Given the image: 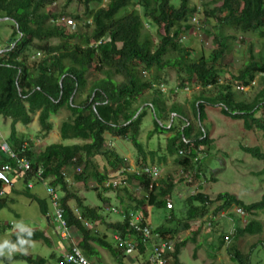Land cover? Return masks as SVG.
Instances as JSON below:
<instances>
[{"label":"trees","instance_id":"1","mask_svg":"<svg viewBox=\"0 0 264 264\" xmlns=\"http://www.w3.org/2000/svg\"><path fill=\"white\" fill-rule=\"evenodd\" d=\"M71 1L66 0L63 7ZM77 1L83 8L82 13L67 14L64 8L58 13L48 10L56 0H0V21H8L11 28L5 46L0 48V116L10 121L6 142L30 166L29 171L18 175L13 171V160L0 152V168L6 164L11 167L4 177L0 176V188L11 184L10 191L15 196L35 202L40 214L47 216L51 208L49 196H46L47 200L33 196L30 192L32 186L28 188L27 184L46 183L50 186L59 195V207L67 226L79 237L77 247L92 264H95L93 259L98 262L97 247L108 251L122 264L126 257L114 242L108 240L107 234L110 231L121 236L134 234L126 220L119 218L107 222V214L100 206L86 204L77 186L89 188L90 182L93 183L91 190L96 192L103 205L113 194L125 213L136 211L141 214L143 225L150 226L149 207L168 213L166 221L175 222L173 225H161L154 229L150 226L163 241L173 243L172 252L165 255L167 264H181L178 259L181 248L187 241L195 242L200 226L192 225V236L181 241L178 240L179 231L190 229V224L207 216L211 223L208 239H213L208 245L211 251L208 257L214 258V251L224 246L229 262L249 264L250 255L239 252L233 240L245 234L262 233L263 224L249 219V215L255 212L264 214V194L260 201L244 204L233 194L221 193L211 198L198 188L178 200L176 207L177 199L173 201L172 197L174 179L167 175L164 179L151 180L143 169L146 166L159 169L158 163L164 164L167 158H172L182 173H191L197 180V154L206 152L213 143L203 127L204 121H207V108L218 109L230 120H240L244 130L255 128L264 138V57H255L249 50L248 61L236 74L225 73L217 63L227 50L222 44L212 50L209 60L202 53L192 57V50L183 45V37L186 40L188 31L195 37L190 18L196 16L197 7L190 5L189 0H178L176 7L171 5V0ZM218 2L219 6L213 12L219 14L218 25L221 28L264 37V0ZM124 9L126 12L117 18L118 12ZM60 18L71 19L75 23L74 28L62 25ZM147 27L156 33V43L145 31ZM53 39L58 42L51 44L49 41ZM36 56L39 57L37 60ZM164 68L173 69L178 74L179 85L189 83L199 87L201 92L198 91V95L189 101L198 124L195 130L181 106L172 102L166 106L167 99L159 94L158 88L153 87L154 83L159 84L157 73ZM89 70L101 77L88 82ZM145 72H152L151 76H144ZM221 73L228 77L225 84L220 83ZM254 79L260 87L257 93L250 100L238 99L232 91V84L252 88ZM211 88L215 90V96L205 97L203 92ZM146 91H153L155 95L144 97ZM147 109L151 111L153 126L147 140L152 141L154 134L161 136L169 133V137L164 138L162 151L158 146L155 149L144 146L138 139ZM61 111H66L67 116L59 123V138L72 142L68 145L53 143L35 152L28 138L15 129L16 124L27 126L36 117L39 136L45 137L53 129L51 116ZM257 113L259 116H256ZM106 135L127 140L135 151L136 172L126 170L129 163L124 155L112 146L106 147ZM23 143L26 147L21 151ZM200 147L206 148L203 151ZM241 151L253 158L264 159L259 148L241 146ZM155 158V165L148 164L147 160L153 163ZM76 168L80 170L75 171ZM38 170H41L39 178L36 174ZM117 172H120L118 176L125 180L126 185L121 183L114 188L105 187L104 183ZM149 184H152L151 189ZM134 189H138V197L133 195ZM12 202L4 191L0 196V210ZM232 207L242 209L247 223L241 228L236 225L229 232L222 231L215 222L216 215ZM216 212L211 219L209 213ZM226 215L234 221L231 213ZM4 229V225L0 224V234ZM18 238L25 243L18 244ZM6 240L16 244V249L20 251L13 250L9 254L8 249H4V254H0L4 264L12 260H23L27 264H64L60 254L52 253L43 258L23 253L32 241H40L52 248V239L40 230L11 234ZM260 245L264 248V240ZM147 251V246L138 242L129 261L147 264Z\"/></svg>","mask_w":264,"mask_h":264},{"label":"rangeland","instance_id":"2","mask_svg":"<svg viewBox=\"0 0 264 264\" xmlns=\"http://www.w3.org/2000/svg\"><path fill=\"white\" fill-rule=\"evenodd\" d=\"M66 0H56V3L51 5L48 10L50 12L58 13L63 6H65ZM171 5L178 6V0H171ZM189 4L197 7V12L195 19L198 21V31L197 35L192 36L191 31H188L186 34V40L183 39V45L190 48L191 56L198 57L202 55L209 60V56L211 55L212 50L219 47L220 44L227 47V50L223 54V56L217 61L220 67H223L225 73H233L236 74L237 71L244 66V64L248 61V51L251 50L252 55L255 57L261 55L264 57V37H258L255 33H245L241 34L237 31H232L230 28H221L218 25V17L219 14L217 12H213L218 6V0H189ZM129 9V8H128ZM64 11L69 13H82L83 8L81 4L77 0H72L69 2ZM126 12V9L120 10L118 12L117 18L121 17ZM213 12L211 14H207ZM0 24H4V26H0V48L4 47L6 44V38L11 32V28L8 21H0ZM71 29V28H70ZM69 29V30H70ZM145 31L148 32L156 43L158 37L153 30L150 28H145ZM263 38V39H261ZM51 44H56L58 40H50ZM36 60L39 57H35ZM35 60V59H31ZM152 72H145L144 76H151ZM225 73H221L219 75V80L221 84H225L227 81V75ZM158 83H154V88H158L159 94L167 99V105L169 106L171 102L173 104L180 105L182 111L185 114L186 119L191 123L192 127L196 128L198 125L196 120L193 117L191 112V108L189 106V101L198 95L199 87L191 86L189 83H185L183 86L179 85V76L175 73L173 69L164 68L157 73ZM101 76L97 73H94L92 70L88 72V82L100 78ZM120 80V78H118ZM252 88L245 89L241 91L239 89V85L232 84L233 92L238 99L250 100L257 93L260 87L256 84ZM184 88V89H183ZM175 90V92H174ZM199 91V92H198ZM217 91V90H216ZM213 88L207 89L203 92L205 97L213 95ZM144 97L151 98L152 95H155L153 91H146ZM215 96V95H213ZM212 97V96H211ZM205 113L207 116V121H204L203 127L208 131L209 138L213 141L211 147L203 153H198L197 157L199 158L196 163L195 172L199 175L197 180H194L192 174L182 173L181 169L178 168L174 163L172 158H167L164 164L158 163L159 169L157 171V177L166 178L167 175H170L174 181V189H173V201L175 198L176 207L179 205L180 199L186 197L190 193H194L197 189L205 193L206 195L214 198L218 194L221 193H229L235 195L240 201L244 204H252L260 201L261 197L264 194V159L260 160L257 158L251 157L249 154H246L241 151V146L245 147H254L259 148L260 152L264 155V138L262 133L252 128L251 130H244L243 125L240 120H230L229 118L223 116L219 113L218 109H205ZM151 111L149 109L146 110V115L142 119V126L140 128L139 141L144 145L152 147L153 149L160 147L159 151H162L165 145L164 138L169 137V133L165 135L156 136L155 134L151 137L153 140H147L148 132L153 128L152 126V116ZM67 116L66 111H61L56 116H51V122L53 125V129L45 135V137L39 136V126L36 120V117L33 118V121L27 125H16V130L20 134H24L29 142L33 145V150L35 152L42 150L45 146L53 144V143H61L63 145H68L72 143L68 140H61L59 138V123L64 120ZM259 116V113L256 114ZM176 119V117L174 116ZM173 118V119H174ZM175 120V123L179 122ZM181 124V123H180ZM180 126V125H179ZM10 121L3 120L0 116V134L6 139L9 133ZM160 137V140L158 139ZM106 147L112 146L119 153L124 155L126 160L130 164V159L134 158V149L127 142V140L111 137L110 135H106ZM110 148V147H109ZM206 148V147H205ZM204 147H200L199 149L203 150ZM198 149V150H199ZM162 155V152L160 153ZM196 157V158H197ZM98 162L100 165L101 161L98 158ZM148 164L155 165L157 159H154V162L151 163L147 160ZM196 162V161H195ZM110 175V174H109ZM156 178V176H155ZM190 180V182H188ZM93 184L89 183V188H85L82 185L77 186V190L81 193V197L85 199L86 204L90 206H100L103 213L106 215V220L115 221L123 220L121 217L116 214L114 217L110 216L111 209H116L119 207L118 202L110 196L107 204H102L98 199L95 191L91 190ZM199 186V187H198ZM44 188V187H43ZM4 191L7 194L9 199H12L13 202L8 205V207L0 210V224L4 225V232L0 234V241L6 240L10 237L11 234L20 233L22 228H30L36 224L44 225V221L41 218V214L39 212L38 205L35 202L30 201L28 198L23 196H15L11 191L10 187H3ZM33 191L37 192V195L41 199H46L45 189H42L39 185H36L34 190H30L31 193ZM138 189L133 190V195H138ZM181 198H178L180 197ZM172 201L173 205L174 202ZM182 206V203H181ZM218 206V203H217ZM215 207V206H214ZM182 208V207H181ZM213 210V209H212ZM49 211L51 214V208L49 207ZM229 213L232 214V218L234 219V223L232 220L226 215L224 217L217 216L216 224L220 225V229L222 231L229 232L232 227H243L247 220L244 215L243 218L239 219V223L237 222L238 216L234 215L233 208L228 210ZM227 211V212H228ZM110 213V214H109ZM167 212L163 209H156L154 207L148 208V222L150 226L154 229L161 225H173L175 222L166 221ZM211 219L217 214L209 213ZM249 215V219L259 220L264 226V214L260 212H255ZM207 220H209L207 218ZM206 224V222H203ZM11 224V226H9ZM19 225L20 227H16ZM190 224V229L180 230L178 234V240L181 241L185 238L191 237V230H193ZM55 228L57 232V228L53 225L52 229ZM39 229V228H36ZM211 229V228H210ZM30 230V229H29ZM40 230V229H39ZM207 228H200L198 235L195 237V242L187 241L186 245L181 248L180 254L178 256L179 262L181 264H234V262H229L228 256L225 252L224 246L220 249L214 251V258H209L208 255L211 254L210 248L208 245L209 242H212L213 239H207L205 242H201V235L204 234ZM211 232L207 230V238L208 233ZM49 233L50 238L53 240L55 244H57L56 240L61 243H65L54 235V233ZM108 235V240H112L111 236ZM213 235V234H212ZM210 238V237H209ZM212 238V237H211ZM79 237L74 233V242H78ZM264 240V229L262 233L256 234H245L244 236H240L237 239L233 240L234 246L236 249L243 253L248 254L249 256V264H264V248L260 245V242ZM58 241V242H59ZM199 244V245H198ZM104 250V249H103ZM14 251H20L15 249ZM24 254L38 255L39 257L47 258L52 253H56L59 256V253L54 250V248H48L40 241H32L27 244L26 250L23 252ZM103 264H119L116 259L108 253V251L104 250L102 252ZM54 262L53 260H50ZM95 264H101L92 260ZM131 262V261H130ZM129 260H123L122 264H130ZM0 264H4L0 260ZM9 264H27L23 260H12Z\"/></svg>","mask_w":264,"mask_h":264},{"label":"built area","instance_id":"3","mask_svg":"<svg viewBox=\"0 0 264 264\" xmlns=\"http://www.w3.org/2000/svg\"><path fill=\"white\" fill-rule=\"evenodd\" d=\"M59 22L71 29L74 28L75 23L68 18H60ZM190 23L194 25L193 35H197L198 31V21H196L195 16L190 18ZM184 39V37H183ZM242 89V88H240ZM21 148V151L26 144ZM0 152L7 157L11 158L14 162L13 171L18 173V175H22L23 173L30 170V166L28 161L24 157H19L18 153L13 151L6 139L0 134ZM11 167L9 165H4L0 168V174H7L10 172ZM79 168H76L75 171H79ZM127 171L136 172L135 166H129L126 168ZM143 172L146 173L151 180H155L157 177V168L146 166L143 169ZM120 172H117L111 178L104 183L105 187H116L122 183V185H126L125 180H121V177L118 176ZM37 178L41 176V170L37 171ZM156 176V178H155ZM152 184H149V189H151ZM32 186L31 183L27 184V187L30 188ZM45 191L46 194L50 198L51 202V219L57 228V235L60 240L65 242V249L63 250L61 256L63 259L64 264H92L90 263L82 254V252L77 247V243L74 242V232L67 226L66 221L63 218V211L59 207V195L56 193L50 186L46 185ZM4 191L3 187L0 188V196H3ZM111 212L120 216L122 219L127 221L128 228L133 232L134 235H126L124 234L121 236L119 233L115 232L111 234L112 243L116 244L118 250L122 252V255L129 260L130 255L133 254L136 244L138 242L147 246V256L145 261L147 264H167L166 254L172 252L173 250V243L171 241H163L161 236L158 233H154L153 229L148 225H143V218L140 213L136 211H128L124 212V209L118 207L116 209H111ZM74 213L78 215L76 209H74ZM234 213L239 216L243 217L244 212L240 208H235ZM85 226H88L86 222H84ZM209 227V223L206 224ZM133 264V261L130 262Z\"/></svg>","mask_w":264,"mask_h":264},{"label":"crops","instance_id":"4","mask_svg":"<svg viewBox=\"0 0 264 264\" xmlns=\"http://www.w3.org/2000/svg\"><path fill=\"white\" fill-rule=\"evenodd\" d=\"M17 125V124H16ZM16 125H15V127H16ZM18 125H20V124H18ZM16 129V128H15ZM17 131V130H16ZM19 133V132H18ZM129 163V162H128ZM131 163H133V165H134V158H131L130 159V164ZM131 166V165H130ZM93 184V183H92ZM10 185L11 184H5V185H3L2 187H4L5 188V186H8V187H10ZM36 185H39L42 189H45V187H44V184H41V183H37V184H32V187L30 188V190H34V188H35V186ZM44 187V188H43ZM45 192V195L47 196V194H46V191H44ZM33 196H35V197H37V198H39V196L37 195V192H35V191H33V193H31ZM79 195L81 196V193H79ZM181 197V196H180ZM83 198V197H82ZM221 214V216L223 217V214H224V212H221L220 213ZM41 218H42V220L45 222L44 223V225H40V224H36V225H34V226H32V227H30V228H23L24 230L23 231H26V230H31V229H36V228H39L40 229V231H42L43 233H44V235H46L47 237H49L50 238V236H49V233L48 232H50V233H54V235L57 237V234H56V230H54L55 228H53L52 229V227H53V225H54V223L52 222V220H51V217H50V215H49V217H45V216H43V215H41ZM9 225H11V224H9ZM39 229H36V230H39ZM19 230H21V229H19ZM206 232L204 233V234H202L201 235V238H202V241L201 242H203V240H204V238H206L207 236H205V235H207V230H205ZM111 235V231L109 232V236ZM108 236V235H107ZM209 238V237H208ZM207 238V239H208ZM206 239V240H207ZM59 240H58V238H57V240H56V242H57V244H55L54 242H53V240H52V242H53V244H52V249L54 248V250H56L60 255L62 254V252H63V250L65 249V244L64 243H61L60 241L58 242ZM96 250H97V252L99 253V258H98V262L99 263H101V264H103V260H105L104 259V257H103V254H102V252L104 251L103 249H101V248H99V247H97L96 248Z\"/></svg>","mask_w":264,"mask_h":264},{"label":"clouds","instance_id":"5","mask_svg":"<svg viewBox=\"0 0 264 264\" xmlns=\"http://www.w3.org/2000/svg\"><path fill=\"white\" fill-rule=\"evenodd\" d=\"M251 85H255V82H252V84ZM240 88H242V89H240ZM239 89L241 90V91H243V90H245V89H249V87H243L242 85H239ZM195 161V160H194ZM133 166H135V164L133 165ZM3 177H4V175L3 174H1ZM6 175V174H5ZM188 182H190V180H188ZM44 184V186H46L47 184L46 183H43ZM48 196V195H47ZM178 198H180V197H178ZM233 208V213H234V209L236 208V207H232ZM231 209V208H230ZM52 211V210H51ZM228 211V210H227ZM227 211H225L224 212V214H223V217L224 216H226V214H228L229 213V211L227 212ZM49 215H50V217H51V214H48L47 216H45V217H49ZM234 215H236L235 213H234ZM217 216H221V214L219 213V214H217L216 215V217ZM208 217V216H207ZM207 217H205L204 218V220H199V221H197L196 223H194L193 225L194 226H200V228L203 226V228H207V230L210 228V226H211V223H210V220H207ZM222 217V216H221ZM244 217V216H243ZM242 217V218H243ZM238 218H241V217H239L238 216ZM209 219V218H208ZM52 220V219H51ZM206 222V224L207 223H209V227H207V225L206 224H204L203 222ZM53 222V221H52ZM55 225V224H54ZM16 227H20L19 225H16ZM21 230L23 231L24 229L21 227ZM28 234L30 235L31 233H30V231L28 232ZM56 234H57V232H56ZM17 243L18 244H24L25 243V241L24 240H22V239H19L18 238V241H17ZM4 249H8V253L10 254L13 250H15L16 249V244H12V243H9V241L8 240H3V241H0V254H4ZM130 262V261H129Z\"/></svg>","mask_w":264,"mask_h":264},{"label":"water","instance_id":"6","mask_svg":"<svg viewBox=\"0 0 264 264\" xmlns=\"http://www.w3.org/2000/svg\"><path fill=\"white\" fill-rule=\"evenodd\" d=\"M0 176L2 177V175L0 174Z\"/></svg>","mask_w":264,"mask_h":264}]
</instances>
